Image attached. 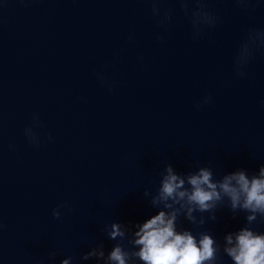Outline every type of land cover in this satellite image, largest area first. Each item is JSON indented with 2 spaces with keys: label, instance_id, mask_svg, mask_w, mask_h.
<instances>
[{
  "label": "water",
  "instance_id": "95a60500",
  "mask_svg": "<svg viewBox=\"0 0 264 264\" xmlns=\"http://www.w3.org/2000/svg\"><path fill=\"white\" fill-rule=\"evenodd\" d=\"M201 2L216 21L194 35L196 0L187 11L158 0V16L154 0H0V264H103L83 256H107L111 223L128 244L162 209L152 200L167 166L258 174L264 46L252 31H264V0ZM204 215L194 231L217 239L244 223L226 207Z\"/></svg>",
  "mask_w": 264,
  "mask_h": 264
},
{
  "label": "clouds",
  "instance_id": "9594fccd",
  "mask_svg": "<svg viewBox=\"0 0 264 264\" xmlns=\"http://www.w3.org/2000/svg\"><path fill=\"white\" fill-rule=\"evenodd\" d=\"M178 2L187 11L186 0ZM238 2L244 3L245 0ZM196 3L197 7L190 16L194 35H198L202 27H210L216 21L205 10L201 0H196ZM152 14L161 15L158 0H154ZM169 18L170 12L166 10L161 22ZM252 32L256 34V46H264V31ZM247 40L248 36L240 45L235 59L241 55ZM235 71L239 76L244 75L243 71L236 68ZM210 99L206 96L201 103L207 104ZM261 106H264V101H261ZM32 120L33 126H36L38 116L34 114ZM24 135L31 143L38 142L32 127H26ZM152 204H162L163 207L132 226L128 244L124 243V228L113 222L104 228L108 239L117 241L107 256L101 246L93 247L83 259L95 257L103 264H136L137 261L140 264H220L223 255L229 258L231 264H264V232L253 228L254 222H264V166L259 167L258 174L249 175L245 170L237 169L220 178H216L208 167L180 175L167 166L160 179L158 196L153 198ZM220 207H226L233 218L243 213L244 223L235 230L225 232L221 239L207 229L194 231L205 224V213L207 220L215 221ZM52 215L59 217L61 213L54 209ZM181 217L193 227H181ZM61 264L70 262L64 259Z\"/></svg>",
  "mask_w": 264,
  "mask_h": 264
}]
</instances>
